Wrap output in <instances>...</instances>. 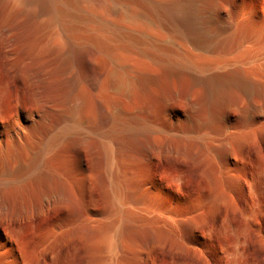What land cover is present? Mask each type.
Wrapping results in <instances>:
<instances>
[{"label":"bare ground","instance_id":"1","mask_svg":"<svg viewBox=\"0 0 264 264\" xmlns=\"http://www.w3.org/2000/svg\"><path fill=\"white\" fill-rule=\"evenodd\" d=\"M8 1L0 0V7ZM13 2L27 10L42 7L50 22L49 26L42 25V45L37 46L36 55L51 57L50 62L60 69L71 70L74 82L90 74L95 87L99 84L90 99L93 108L111 121L96 135L113 174L110 184L116 202L122 193L115 169L124 158L135 154L150 163L166 156L192 162L209 157L211 177L216 181L221 172L216 158L221 156L225 166L233 164V140L264 126V12L259 9L248 8L240 0ZM223 9L227 13L224 22L219 19ZM115 12H119V19L114 21L110 13ZM13 19L0 13V42L9 58V48L21 39ZM39 27H29L30 38L40 33ZM37 96V109L27 116L0 118V219L6 221L11 216L9 195L17 198L36 191L42 195V213L66 209L65 218L54 229L70 239L76 233L79 203L74 194L77 169L73 173L72 164L66 162L78 160L80 151L68 135L69 128H82L83 117L74 110L72 124L49 133L47 122L52 113L42 95ZM134 96L141 98L138 108L144 114L123 109ZM119 104L122 109L114 110L118 113L110 111L109 106L115 109ZM41 128L42 133L46 129L42 147L30 156L26 145ZM15 143L21 144V153L13 156ZM61 148L67 151H63L68 157L64 166L54 163ZM85 220L86 230L82 228L87 232L92 219ZM137 220L120 216L111 240L102 239L112 249H119L123 235H141L144 231V224L137 225ZM184 225L170 212L159 224L162 232ZM143 238L146 244L154 240L152 235ZM9 241L0 231V252L7 249Z\"/></svg>","mask_w":264,"mask_h":264},{"label":"rangeland","instance_id":"2","mask_svg":"<svg viewBox=\"0 0 264 264\" xmlns=\"http://www.w3.org/2000/svg\"><path fill=\"white\" fill-rule=\"evenodd\" d=\"M12 2L9 0L1 6L0 13L3 17L16 18L13 19L17 26L15 32L21 39L9 48L10 58L3 53L0 42V118L15 114L27 116L37 109V95H42L41 100L52 111L47 122L49 133L72 124L74 110L83 117L82 128H69L68 135L79 145V159L66 162L65 148L54 159L58 166L72 164L73 173L77 169L74 194L79 203V219L75 223L76 233L66 238L54 229L65 218V208L42 213L41 193L32 191L17 198L9 195L12 212L6 221L0 219V231L10 244L9 250L0 252V264H264V126L233 140V164L225 166L221 156L216 158L221 171L216 181L211 177L209 157L192 162L166 156L150 163L135 154L124 158L115 169L122 193L116 202L110 184L113 174L96 135L97 131L106 130L111 121L93 108L90 99L99 84L95 87L90 74L79 83L74 82L71 70L60 69L57 63L50 62L51 57L42 58L35 50L42 45V25H50L47 16L42 14V7L38 9L41 12L38 16L37 9L33 12ZM240 2L264 12V0ZM99 9L106 13L104 7ZM110 14L112 20L119 19V12ZM219 19L223 22L227 19L224 9ZM31 26L41 29L37 36L33 33L34 38L29 35ZM30 72L37 80L31 78ZM140 99L132 97L122 105L123 109L144 114L138 108L142 105ZM120 105L115 109L114 105L109 106L110 111L118 113L114 110H121ZM44 133L41 128L26 145L30 156L42 147ZM20 145L14 144L11 155L21 153ZM169 212L185 225L162 232L159 224ZM120 216L127 221L138 219L137 225L144 224V231L141 235H123L120 248L112 249L103 239L105 236L111 240ZM83 219L91 221L87 232ZM143 235H152L154 240L146 244ZM4 254L9 257L5 258Z\"/></svg>","mask_w":264,"mask_h":264}]
</instances>
